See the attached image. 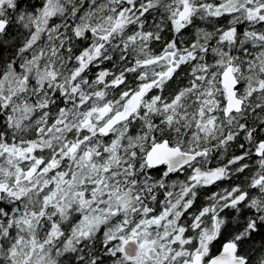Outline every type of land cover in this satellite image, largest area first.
Segmentation results:
<instances>
[{
  "label": "snow or ice",
  "instance_id": "obj_1",
  "mask_svg": "<svg viewBox=\"0 0 264 264\" xmlns=\"http://www.w3.org/2000/svg\"><path fill=\"white\" fill-rule=\"evenodd\" d=\"M0 264H264V0H0Z\"/></svg>",
  "mask_w": 264,
  "mask_h": 264
}]
</instances>
